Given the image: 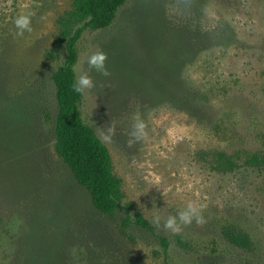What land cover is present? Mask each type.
Listing matches in <instances>:
<instances>
[{
    "label": "rangeland",
    "instance_id": "374dc122",
    "mask_svg": "<svg viewBox=\"0 0 264 264\" xmlns=\"http://www.w3.org/2000/svg\"><path fill=\"white\" fill-rule=\"evenodd\" d=\"M72 2L0 0V264H264V0H127L111 25L83 31L75 75L97 47L107 54L108 76L83 65L94 87L79 107L99 138L113 129L112 216L55 150L52 74ZM29 11L32 32L15 37ZM189 203L205 205L203 222L164 229Z\"/></svg>",
    "mask_w": 264,
    "mask_h": 264
},
{
    "label": "trees",
    "instance_id": "16d2710c",
    "mask_svg": "<svg viewBox=\"0 0 264 264\" xmlns=\"http://www.w3.org/2000/svg\"><path fill=\"white\" fill-rule=\"evenodd\" d=\"M127 0H73L72 29H63L59 39L65 45L64 62L52 74L55 89L57 112L54 121L55 150L62 162L71 172L74 180L89 194L92 206L105 216H112L119 208L123 198L120 179L113 173V164L110 151L105 143L101 142L94 130L85 123L80 111L78 95L71 90L74 79V66L77 62V41L86 29H100L108 27L114 21L119 8ZM248 162H258L253 154ZM217 166L232 169L235 163L224 153H218ZM133 205V203H130ZM126 210V222L154 233L151 224L141 215L135 214L131 219ZM164 253L168 241L158 235ZM239 243L241 238H235Z\"/></svg>",
    "mask_w": 264,
    "mask_h": 264
},
{
    "label": "clouds",
    "instance_id": "9594fccd",
    "mask_svg": "<svg viewBox=\"0 0 264 264\" xmlns=\"http://www.w3.org/2000/svg\"><path fill=\"white\" fill-rule=\"evenodd\" d=\"M34 15L33 12L29 11L25 14H21L13 18L12 23L15 28V37L22 38L25 33L32 32L31 18ZM107 60V54L103 52L99 47L89 54L86 55V58L80 60L81 68L78 75H76L70 85L72 92L78 95H85L89 90L94 87L92 77L89 75V72L84 70L83 65L87 64L89 70H94L100 73L103 76H108L109 71L105 65ZM145 124L143 121L137 120L133 125V132L131 135L139 140L146 135ZM113 129L109 127L107 129V134L100 132V140L103 143L111 142V135ZM205 205H195L189 203L187 207L178 211L175 216H169L167 220L163 223V228L170 230L172 234H178L182 231L181 225H189L192 223L193 219L197 223L203 222V216L201 215L202 209ZM151 223L159 229L161 227L160 217L155 216L152 218Z\"/></svg>",
    "mask_w": 264,
    "mask_h": 264
}]
</instances>
